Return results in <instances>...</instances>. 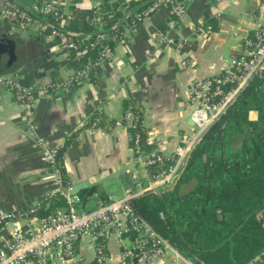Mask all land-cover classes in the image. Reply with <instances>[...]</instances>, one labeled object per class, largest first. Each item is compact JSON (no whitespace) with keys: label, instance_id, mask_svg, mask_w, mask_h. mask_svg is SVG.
I'll return each instance as SVG.
<instances>
[{"label":"crops","instance_id":"1","mask_svg":"<svg viewBox=\"0 0 264 264\" xmlns=\"http://www.w3.org/2000/svg\"><path fill=\"white\" fill-rule=\"evenodd\" d=\"M33 1L12 0L24 9ZM54 1L65 14L67 32L77 36L89 26L92 10L107 6L111 0ZM263 6L264 0H190L173 28L166 25V6H158L133 28L124 29L110 57L100 60L91 75L72 84L65 81L79 64L68 53L52 41L53 45L49 44L44 32L15 31L0 16V30L3 22L20 41L8 52V63L14 60L21 66L17 74L26 85H20H48L47 92L37 91L32 104L24 107L0 83V211H24L39 205L56 188L47 162L33 145L36 138L62 146L76 124L94 112L106 121L119 120L125 98H138L148 141L165 157L171 156L176 145L193 130L189 115L192 80L220 71L241 52L244 39L262 22ZM157 31L164 33V39L156 38ZM227 31L236 38V44H227ZM249 117L255 118L256 112L251 110ZM62 162L68 188L73 190L81 184L76 192H84L81 197L86 206L110 192L120 195L128 174L135 170L122 122H107L92 133H76L64 149ZM6 233L0 228V238ZM129 248L127 240L119 243L110 237L104 243L102 264H120ZM76 251L83 264H98L86 242H78ZM135 264L198 262L168 249L153 261L135 258Z\"/></svg>","mask_w":264,"mask_h":264},{"label":"built area","instance_id":"2","mask_svg":"<svg viewBox=\"0 0 264 264\" xmlns=\"http://www.w3.org/2000/svg\"><path fill=\"white\" fill-rule=\"evenodd\" d=\"M189 1L153 0L140 12L133 9L126 11L120 18L123 23L120 35L122 36L124 29L130 30L161 5L167 8L166 25L176 27ZM122 3L131 4L127 0H111L107 8L96 6L92 10L89 22L95 28L96 38L90 45L107 38L116 40V34L107 31V23L114 17L112 6ZM129 13L132 16L128 20ZM260 15L262 22L254 28L251 36L244 39L242 50L236 57L230 58L220 71L192 80L189 88V115L193 130L176 145L173 154L169 156L172 163L167 169L149 173L147 166L160 162L165 156L156 147L149 152H142L137 146V138L134 139L131 150L135 170L128 174V181L120 195L110 192L98 198L93 205H84L81 195L68 188L64 173L56 162V154L61 146L50 145L41 137L36 138L33 145L39 148L56 184L49 195L58 192L65 205L45 215L36 213L37 205H31L24 211H0V228L7 230L0 238V264H83L82 256L76 251L78 242H86L94 252V259L102 264L105 259L104 243L110 237H114L119 243L126 240L129 242L130 248L121 256L120 264H135V258L153 261L168 249L175 250L131 208L128 199L148 191L158 192L172 187L194 144L251 79L259 81L258 87L264 93V6ZM0 16L7 19L15 31L23 29L44 32L56 47L68 54L70 50L77 51L78 46L87 39L86 36L75 38L67 32L65 14L54 0H34L28 9L17 6L12 0H0ZM156 38L164 39V33L157 31ZM99 47L98 60L87 66H76L65 83L72 84L88 77L100 60L110 57L112 49L109 44L99 43ZM0 83L24 107L32 104L37 91L48 90V85L22 86L2 74ZM125 117L127 124H130L133 114L127 111ZM95 122L96 120L88 125L87 118H84L76 124L73 132L92 133L101 128L94 125ZM114 124H120V120H116ZM146 141L149 142L147 137ZM257 217L264 221V208L258 212ZM128 231L134 233L132 238L126 236ZM197 262L204 264L202 259H197ZM247 264H264V252Z\"/></svg>","mask_w":264,"mask_h":264},{"label":"trees","instance_id":"3","mask_svg":"<svg viewBox=\"0 0 264 264\" xmlns=\"http://www.w3.org/2000/svg\"><path fill=\"white\" fill-rule=\"evenodd\" d=\"M151 2L140 0L128 5L114 4V17L108 21L107 31L115 33L116 40L107 38L90 45L96 32L89 22L83 33L74 36H86L87 39L77 51H69L70 57L81 67L98 60L99 43H107L112 48L121 39L123 23L120 18L123 13L131 9L140 12ZM131 16L129 13L127 19ZM4 70L0 69V74ZM258 86L259 81L251 79L207 127L189 151L172 187L128 199L138 215L180 254L194 261L247 264L264 252V221L257 217L264 208V93ZM251 110L256 112L253 119L249 117ZM127 111L133 114L130 124L125 117ZM94 120V125L102 127L117 119L106 121L94 112L87 118V124ZM119 120L126 127L130 147H134L136 138L137 146L144 153L155 147L146 141L143 108L137 97L123 99ZM74 135L75 132L67 137L56 154V162L62 171V155ZM171 163L172 158L163 157L160 162L148 165L147 170L149 173L163 171ZM190 183L182 190L183 185ZM64 205L63 197L55 192L42 199L36 213L45 215ZM126 235L132 238L134 233L128 231Z\"/></svg>","mask_w":264,"mask_h":264},{"label":"water","instance_id":"4","mask_svg":"<svg viewBox=\"0 0 264 264\" xmlns=\"http://www.w3.org/2000/svg\"><path fill=\"white\" fill-rule=\"evenodd\" d=\"M26 32L23 31L22 34H25ZM16 42H20L17 38V34L14 32H10V27L2 22L1 24V30H0V45H6L8 48H13L16 45ZM49 44L53 45V43L50 41ZM13 58H16L13 56ZM21 69V66H19V63L16 61H10V63L7 64L6 69L2 73V75L5 78H10L13 81L26 85V82L23 78H21L17 72H19ZM193 124V122H192ZM81 187V184H77L74 186L73 190L76 191Z\"/></svg>","mask_w":264,"mask_h":264},{"label":"flooded vegetation","instance_id":"5","mask_svg":"<svg viewBox=\"0 0 264 264\" xmlns=\"http://www.w3.org/2000/svg\"><path fill=\"white\" fill-rule=\"evenodd\" d=\"M9 48L6 45H0V69H6L9 59Z\"/></svg>","mask_w":264,"mask_h":264},{"label":"rangeland","instance_id":"6","mask_svg":"<svg viewBox=\"0 0 264 264\" xmlns=\"http://www.w3.org/2000/svg\"><path fill=\"white\" fill-rule=\"evenodd\" d=\"M227 33H228V35H229V36L227 37V39H226L227 44H236V43H237V40H236V38H235L234 36H232V33H231L230 31H227ZM189 186H190V185L182 186V190L187 189ZM107 187L109 188V186H107ZM109 189H111V187H110Z\"/></svg>","mask_w":264,"mask_h":264}]
</instances>
